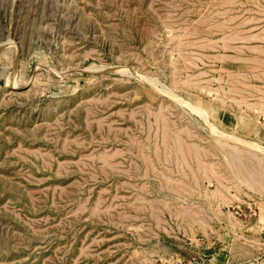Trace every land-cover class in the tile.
<instances>
[{
    "label": "rangeland",
    "instance_id": "1",
    "mask_svg": "<svg viewBox=\"0 0 264 264\" xmlns=\"http://www.w3.org/2000/svg\"><path fill=\"white\" fill-rule=\"evenodd\" d=\"M0 264H264V0H0Z\"/></svg>",
    "mask_w": 264,
    "mask_h": 264
}]
</instances>
